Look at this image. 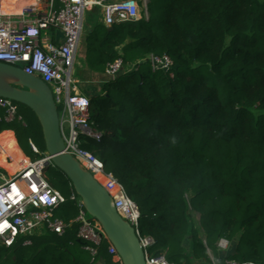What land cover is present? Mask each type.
I'll list each match as a JSON object with an SVG mask.
<instances>
[{
	"label": "trees",
	"instance_id": "1",
	"mask_svg": "<svg viewBox=\"0 0 264 264\" xmlns=\"http://www.w3.org/2000/svg\"><path fill=\"white\" fill-rule=\"evenodd\" d=\"M152 2L164 11L160 24L149 17L106 27L99 10L90 13L93 71L106 75L118 59L127 69L104 81L100 93L96 85L83 88L94 128L104 135L102 142L84 139L83 148L113 165L157 255L195 264L209 261L210 249L220 264H263L264 0H148V8ZM151 55L169 56L174 77L153 72ZM129 63L137 68L128 72ZM36 120L16 128L0 122V134L13 131L21 140L37 130L46 148ZM76 214L69 204L59 211L66 221ZM222 239L237 246L236 255L217 254ZM20 242L0 243V264H122L107 244L93 258L76 226L36 237L30 247ZM243 246L254 254L244 255Z\"/></svg>",
	"mask_w": 264,
	"mask_h": 264
},
{
	"label": "built area",
	"instance_id": "2",
	"mask_svg": "<svg viewBox=\"0 0 264 264\" xmlns=\"http://www.w3.org/2000/svg\"><path fill=\"white\" fill-rule=\"evenodd\" d=\"M142 1L143 9L139 0H59V5L56 0H0V63L39 77L50 87L59 112L65 153L78 160L110 194L119 215L136 230L146 264H172L164 254L154 252L156 241L152 237L141 236L139 206L129 198L124 186L113 173L105 172V164L97 156L83 148L84 139L102 142L104 135L95 130L91 99L78 88L80 82L74 77L87 13L99 10L106 27L148 20V0ZM148 60L153 72L164 71L174 77L175 64L169 56L151 55ZM135 68L132 65L128 72ZM126 69L123 59H118L108 65L106 76L115 79ZM0 111L4 113L0 122L17 120V103L0 98ZM19 121L23 122L22 118ZM30 147L40 155L32 141ZM7 161L11 163L10 158ZM28 161L13 175L0 166V243L12 247L21 241L22 246L30 247L32 239L43 232L63 236L76 226L78 238L93 258L99 256L107 242L114 262L122 263L103 227L88 214L73 186L70 184L71 193L66 197L46 179L45 171L52 165V158L46 154ZM68 204L77 214L66 221L56 214ZM228 245L226 240L219 242L223 250Z\"/></svg>",
	"mask_w": 264,
	"mask_h": 264
},
{
	"label": "water",
	"instance_id": "3",
	"mask_svg": "<svg viewBox=\"0 0 264 264\" xmlns=\"http://www.w3.org/2000/svg\"><path fill=\"white\" fill-rule=\"evenodd\" d=\"M0 98L23 105L35 114L52 166L69 180L88 214L101 224L122 264H146L136 230L119 215L110 194L78 160L65 153L59 112L50 87L39 77L0 63Z\"/></svg>",
	"mask_w": 264,
	"mask_h": 264
},
{
	"label": "rangeland",
	"instance_id": "4",
	"mask_svg": "<svg viewBox=\"0 0 264 264\" xmlns=\"http://www.w3.org/2000/svg\"><path fill=\"white\" fill-rule=\"evenodd\" d=\"M56 1H57V5H59V0H56ZM116 1L118 0H113V2H116ZM156 1L157 0H154V3ZM139 5L141 6L142 9L144 8V2L142 0H139ZM155 9L156 7L154 6L152 2L150 7L148 8L149 17H152L153 21L156 24H160L162 21H164V18H165L164 11L160 12ZM92 21H93V17L91 16L90 13H87L86 20H85V26H84V30L82 34V39H81V43H80V47H79V51L77 55V60H76V65H75V70H74V77H79V75H81L80 74L81 72L83 74H88L90 72V69L92 68L91 71H93V67L95 68V66L97 65L95 55L92 53V50H91L92 49L91 47H93L94 45V44L92 45V42L94 43V40L89 39V33L91 32L90 25ZM80 64L82 65V67ZM131 65L133 64L129 63L128 67H130ZM96 70H99V69H96ZM99 74L103 75L102 73H99ZM104 77L106 78V80L108 79L106 75H104ZM79 78H80L79 79L80 83L78 85V88L81 91H83V88H85L87 85L84 84L83 82L84 77H79ZM97 88L99 90L98 92L100 93L101 90L99 89V87ZM0 115L4 116V113L0 111ZM16 118L17 120L13 124L10 125L13 128H16L18 124L20 123L19 118H22L23 123H29V122H34V121L37 122L36 117L29 110L19 105H18V112H17ZM8 134H11V135L10 136H6V135L0 136V166L6 169L10 175H13L17 171H19L23 167L25 162L26 161L28 162V159L33 162L38 159H41L47 154V150L44 147L43 140L37 134V130L30 129L27 135V138L23 137L24 139H21V140L18 139L16 133H14L15 134L14 135L13 133L8 132ZM29 138H31L30 141H32L39 149L40 155L38 156L34 155L32 151L30 150L29 142L27 141V139ZM9 158L11 159V163L7 161ZM105 172L115 174V170L111 163H109L108 165H105ZM45 177L54 188L59 190L66 197L70 196L71 191H70L69 182L67 178L60 171H58V169H56L54 166L51 165L50 167L46 169ZM98 179L99 181L103 182V180L100 177H98ZM119 182L122 184L120 180ZM56 216L60 218L59 212L56 214ZM196 217L197 216L195 215L194 218L196 220V225L199 226L200 224ZM46 233L47 232H43V234H46ZM106 244L108 245L107 242ZM261 244L264 245V241ZM154 252H156V249L154 250ZM213 253H215V250H213ZM242 253L244 255L246 254L250 256L254 254V250L252 248L251 250H249L246 248V246H243ZM2 264H9V262L8 261L3 262Z\"/></svg>",
	"mask_w": 264,
	"mask_h": 264
},
{
	"label": "crops",
	"instance_id": "5",
	"mask_svg": "<svg viewBox=\"0 0 264 264\" xmlns=\"http://www.w3.org/2000/svg\"><path fill=\"white\" fill-rule=\"evenodd\" d=\"M118 1H120V0H118ZM90 34V33H89ZM81 65V64H80ZM81 67H82V65H81ZM81 75H79V77H84L83 78V82H84V84H86V85H88V86H90V85H96V86H98L99 87V89L100 90H102L101 88H102V83L104 82V80H106V78L104 77V75H100L99 73H97V72H94V71H91V69H90V72L88 73V74H83L82 72L80 73ZM79 77H75V78H77L78 79V81H79ZM107 77V76H106ZM109 79V78H108ZM107 79V80H108ZM80 82V81H79ZM96 91H99L98 89L96 90ZM83 92V91H82ZM101 92V91H100ZM5 132H11V133H13L14 134V132L13 131H5ZM5 132H3V133H5ZM1 135V134H0ZM3 135H6V136H10L11 134H3ZM15 135V134H14ZM61 210V209H60ZM59 210V211H60ZM58 211V212H59ZM57 212V213H58ZM194 215H196L197 217V220H198V222H199V224H200V215L199 214H197V213H195ZM204 232L202 231V238H204V234H203ZM222 240H224V239H222ZM227 241V240H226ZM228 242V241H227ZM229 243V245H228V249L227 250H223V249H221L220 248V246H219V243H218V245H217V254L221 257V258H227V257H229V256H226V255H230V256H232V254H234L235 253V251H237V246H234L233 244H231L230 242H228ZM207 252H208V256H209V261L208 260H205L204 258H199V259H196V261H195V264H220V262L217 260V258H216V256H215V254L210 250V249H207ZM228 262L229 263H236V264H241L240 262H237V261H232V260H226L224 263H222V264H228Z\"/></svg>",
	"mask_w": 264,
	"mask_h": 264
},
{
	"label": "bare ground",
	"instance_id": "6",
	"mask_svg": "<svg viewBox=\"0 0 264 264\" xmlns=\"http://www.w3.org/2000/svg\"><path fill=\"white\" fill-rule=\"evenodd\" d=\"M101 178V177H100ZM101 179H103V178H101Z\"/></svg>",
	"mask_w": 264,
	"mask_h": 264
}]
</instances>
